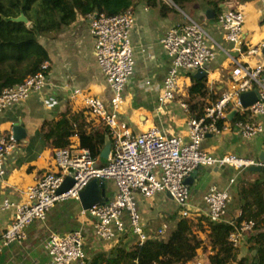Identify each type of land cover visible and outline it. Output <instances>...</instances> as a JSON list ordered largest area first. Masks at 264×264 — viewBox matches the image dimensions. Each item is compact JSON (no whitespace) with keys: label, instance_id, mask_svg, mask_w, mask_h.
I'll return each instance as SVG.
<instances>
[{"label":"crops","instance_id":"obj_1","mask_svg":"<svg viewBox=\"0 0 264 264\" xmlns=\"http://www.w3.org/2000/svg\"><path fill=\"white\" fill-rule=\"evenodd\" d=\"M163 1V0H162ZM165 2V1H163ZM175 11L162 13L157 7L151 8L140 4L131 8L135 24L129 33V39L135 60V70L122 92L120 119L126 122L134 135L142 134L152 128L167 137H178L184 144L189 143L188 122L192 112H199L196 102L202 103L203 109L211 106L227 91L232 83V74L236 63L249 68L264 66V49L256 54L249 50L259 47L264 38L262 17L264 0H230L220 5L221 12L228 8L242 11L245 16L241 34L242 53L234 52L233 46L224 40V31L210 7H200L196 13L187 14L180 11L172 3L165 2ZM209 12L208 14H206ZM220 12V13H221ZM186 19L196 21L208 36V44L214 51L213 60L202 71L204 77L205 97L193 94L194 74L183 73L180 78V89L172 102L160 105V96L164 80L170 68V60L161 46V39L172 28L186 23ZM50 61V86L33 93L28 100L0 113V138L12 142L15 148L3 158V174L0 176V235L11 224L14 208L3 209L5 200L18 204L25 200V192L33 186L46 172L53 169V148L32 139L38 134L44 121L57 119L60 113L69 109V113L84 117L86 132L93 134L101 130L104 124L83 106L82 97L71 98V91L78 89L83 95L96 97L108 104L111 97L104 77L97 66L93 54V39L90 35L89 20L86 16H77L74 23L64 27L54 38H40ZM264 76V74H263ZM67 86L69 88H65ZM193 98V99H192ZM46 102L54 104L52 109L46 108ZM183 105L186 108H183ZM204 111V110H203ZM245 118L244 120H246ZM254 119L262 129L257 136L248 140L241 139L234 131L226 129L219 135H208L200 144L202 151L214 158L235 154L258 161L264 151V115ZM249 119V120H250ZM248 120V119H247ZM19 126L24 135L16 141L12 127ZM31 141V142H30ZM70 146L79 148V138L72 136ZM100 156L98 163H102ZM106 161V160H104ZM193 173L194 176H193ZM264 172L238 170L231 166H205L191 172L186 187L189 191L188 211L190 220L200 223L198 237L204 247L198 249L195 258L187 264H210L208 256L212 253L207 240V225L202 221L207 217V208L203 196L210 187L227 191L232 199L227 206L223 220L231 222L239 217L238 192L249 187L260 179ZM264 179V178H263ZM264 191V188H263ZM116 193L113 182H105V196L109 200ZM264 195V192H263ZM136 210L140 224L147 240H168L176 229L180 216V208L167 193L155 194L145 199L134 195ZM78 201L66 200L56 203L46 214L44 220L32 222L24 229L25 238L18 243H11L2 248L0 264H52L45 244L50 234L64 235L71 231H80L83 236L84 252L88 262L97 255L108 257L118 249L128 250L138 244V237L129 229L127 216L122 214L120 220L125 231L117 234L110 241H102L96 237L95 219L82 214ZM115 230V228L113 227ZM158 232H161L160 235ZM256 231L245 235L238 247L239 257L249 258L256 255L249 253L248 240Z\"/></svg>","mask_w":264,"mask_h":264},{"label":"built area","instance_id":"obj_2","mask_svg":"<svg viewBox=\"0 0 264 264\" xmlns=\"http://www.w3.org/2000/svg\"><path fill=\"white\" fill-rule=\"evenodd\" d=\"M86 17L93 39L94 58L111 97L106 104L99 98L83 95L80 90L74 89L71 91V98L82 97L83 106L107 127L110 152L105 163L99 164L98 158L93 157L88 149L69 146L53 150V169L44 173L26 190L25 200L18 204L7 200L3 202V209L14 208L15 213L11 224L0 235V253L3 247L21 242L25 238L24 229L34 221L44 220L56 203L78 201L80 192L94 179L113 182L116 188L112 200L82 211V214L95 219L96 237L102 241H110L116 236V231L117 234H122L125 229L120 218L125 214L130 231L138 237V244H143L147 237L136 210L135 194L150 199L155 194L167 193L180 208V216L188 218L189 191L184 180L191 172L199 167L214 165L231 166L238 170L258 165L254 159L235 154L214 158L202 151L200 144L208 135H219L225 129L234 131L243 140L262 132L261 127L250 118L264 115L263 65L249 68L232 60L236 63V68L229 89L221 93L215 103L204 108L201 118L189 120L188 144L182 143L178 137H167L155 128L134 135L119 117L122 92L135 70L129 39L130 30L135 24L134 14L128 9L115 16L95 12ZM217 21L224 31V40L233 46L236 53H242L241 34L245 22L243 12L228 8L219 14ZM262 22L264 26V14ZM161 46L170 60V68L158 97L159 104L163 105L176 98L181 75L202 72L213 60L214 51L208 44V36L203 28L191 19L170 29L161 39ZM260 49H264V38L259 47L249 50V54H256ZM46 70L47 64L22 84L2 91L0 113L25 102L33 93L50 86ZM254 90L258 92V100L243 109L239 96ZM45 104L47 109H52L54 105L48 102ZM183 108L186 106L183 105ZM232 110L248 120L230 123L227 117ZM220 122L222 125L218 127ZM14 148L12 142H7L4 137L0 138V176L3 174V158ZM66 177H70L74 183L69 190L58 194ZM231 199L227 191L219 190L216 186L209 188L203 196V202L211 222L223 221ZM253 227V221H242L230 234L229 241L238 248L242 238L251 233ZM160 233L158 232L159 235ZM45 248L52 264L88 263L80 231L64 235L50 234Z\"/></svg>","mask_w":264,"mask_h":264},{"label":"trees","instance_id":"obj_3","mask_svg":"<svg viewBox=\"0 0 264 264\" xmlns=\"http://www.w3.org/2000/svg\"><path fill=\"white\" fill-rule=\"evenodd\" d=\"M227 1L230 0H169L182 11L192 4L210 7L216 17L221 12L220 5ZM140 4L157 7L162 13L175 11L174 7L162 0H0V94L5 89L22 84L26 78L41 71L45 64L48 65L46 73L49 77L50 61L47 51L39 42L40 38L56 37L64 27L74 23L77 16L95 12L115 16ZM20 16L27 23L16 21ZM192 82L190 98L193 94L205 97L204 78H192ZM195 106L199 112H192L191 119L203 116L202 103L196 102ZM57 117L42 123L38 134L31 140L32 145L40 140L54 150L63 149L70 146L72 136H77L79 148L88 149L93 157L100 156L105 137L109 136L105 125L91 134L86 132L85 120L80 114L72 115L66 109ZM244 119L243 115L236 114L230 123ZM221 125L220 122L218 127ZM263 178L264 175L249 187L239 190L237 204L240 215L237 219L216 223L208 217L202 219L209 231L210 264H264ZM242 221L254 222L253 230L256 233L248 240L249 253L256 251L254 257L251 254L249 258L239 257L238 248L229 241L230 234ZM200 224L201 221L194 223L190 218L179 219L176 229L166 241L149 239L128 250L118 249L108 257L97 255L87 264H187L195 258L197 250L204 247V242L197 235L198 231L202 232Z\"/></svg>","mask_w":264,"mask_h":264},{"label":"water","instance_id":"obj_4","mask_svg":"<svg viewBox=\"0 0 264 264\" xmlns=\"http://www.w3.org/2000/svg\"><path fill=\"white\" fill-rule=\"evenodd\" d=\"M181 11V10H180ZM183 12V11H181ZM184 13V12H183ZM209 12H207L206 14H208ZM16 21L18 22H26L25 18L23 16H20L19 18L16 19ZM241 44V42H240ZM264 52V50H263ZM205 73L203 72H196L194 74V78L195 79H201L202 77H204ZM259 98L258 92L257 90L254 91H250V92H246V93H242L239 96V102L240 105L243 109H246L248 107H250L251 105H253ZM236 115V110H232L229 114H228V121H232L234 116ZM12 132H13V136L14 139L17 141L21 135H24V130L19 127V126H13L12 127ZM110 147H111V142H110V138L109 136L105 137V141H104V146L100 152V158L106 160L108 157V154L110 152ZM258 165L257 166H250L247 168L248 171L250 172H264V151H261L259 156H258ZM195 173H193L194 176ZM189 178H186L184 180V184L186 185L188 182ZM73 180L70 177H66L60 187V189L58 190V194L66 192L67 190H69L72 185H73ZM78 202L81 205V208L83 211H87L88 209H90L92 206L95 205H103L104 203L108 202V198H106L105 196V182L104 181H100V180H92L90 181L87 186L80 192L79 196H78Z\"/></svg>","mask_w":264,"mask_h":264},{"label":"rangeland","instance_id":"obj_5","mask_svg":"<svg viewBox=\"0 0 264 264\" xmlns=\"http://www.w3.org/2000/svg\"><path fill=\"white\" fill-rule=\"evenodd\" d=\"M163 1H165V2H168V3H170L169 2V0L167 1V0H163ZM187 10H186V15H188V18H191L189 15H191V14H187L189 11L191 12V13H196V12H198L199 10L198 9H200V6H197L196 4H192V5H187ZM188 11V12H187ZM189 12V13H190ZM189 19H186V21H188ZM233 50V49H232ZM234 51V50H233ZM235 52V51H234ZM102 163H105V161L104 160H102Z\"/></svg>","mask_w":264,"mask_h":264}]
</instances>
